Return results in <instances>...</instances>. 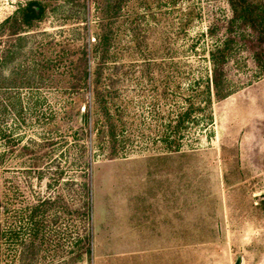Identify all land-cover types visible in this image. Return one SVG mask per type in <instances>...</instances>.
<instances>
[{
  "label": "rangeland",
  "instance_id": "374dc122",
  "mask_svg": "<svg viewBox=\"0 0 264 264\" xmlns=\"http://www.w3.org/2000/svg\"><path fill=\"white\" fill-rule=\"evenodd\" d=\"M29 1L0 30V264H264V34L228 0H0V24Z\"/></svg>",
  "mask_w": 264,
  "mask_h": 264
},
{
  "label": "trees",
  "instance_id": "16d2710c",
  "mask_svg": "<svg viewBox=\"0 0 264 264\" xmlns=\"http://www.w3.org/2000/svg\"><path fill=\"white\" fill-rule=\"evenodd\" d=\"M252 0H228L231 8L234 10L235 13H237V19H242L244 22L249 23L252 25L253 29H256L259 31L260 34H264V28L261 30V26L264 25V18H262V14L258 12V10L264 9V4H255V6L252 5ZM238 10V12H237ZM43 7L35 1H29L27 2L24 7L19 11L18 14H15L11 17L6 18L1 24H0V30H3L5 27L8 31V35L10 37H19L18 34L21 32V30L24 28H28L32 25L34 21H37L41 18L43 14ZM18 40L21 38H17ZM100 42V41H99ZM6 50L3 48H0V53H4ZM88 73L86 70H84V76H87ZM221 76L222 73L219 69L214 68L213 74L211 77V83L213 84V87L215 89L219 88L221 85ZM94 93V92H93ZM97 93V94H96ZM101 95V91H98L97 88H95V93L93 94L95 105L99 101V97ZM225 96L224 94H220L219 97ZM0 110L2 112L5 111L4 106H0ZM4 110V111H3ZM107 113V111H106ZM109 114V113H108ZM96 115V112H95ZM88 118L84 117V123L87 122ZM93 126L91 128V132H93L95 135L102 134V136H106L109 141L115 144V134L113 131V125H114V119H112L111 114L108 116V118L105 119V121H101V123L98 125V118H95L93 120ZM0 136L1 137H9V135L6 132H3L0 129ZM10 139V138H8ZM101 142L105 143L106 141L104 138H101ZM89 250H86V253H88Z\"/></svg>",
  "mask_w": 264,
  "mask_h": 264
}]
</instances>
